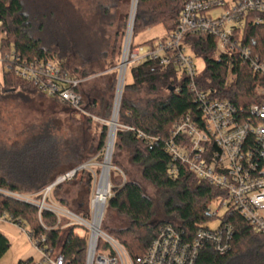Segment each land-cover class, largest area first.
Masks as SVG:
<instances>
[{"label": "built area", "instance_id": "built-area-1", "mask_svg": "<svg viewBox=\"0 0 264 264\" xmlns=\"http://www.w3.org/2000/svg\"><path fill=\"white\" fill-rule=\"evenodd\" d=\"M138 2L132 0L129 26L116 67L119 85L113 115L119 116L129 68H137L146 62L157 63L161 67L174 64L178 76L187 78L189 88L195 93L197 112L183 115L174 124L170 139L164 141L173 160L170 174L176 176L180 169H186L224 193L223 197L214 200L219 201L214 212L212 202L210 215L213 221L219 218L221 209L226 211L225 214L232 211L264 235V86L258 89L259 102L247 110L227 100L213 99L198 88V58L192 44L187 41V37L192 35L213 38L219 58L240 59L264 78V58L254 56L246 44L248 26L264 24V0H183L184 6L174 30L135 45ZM2 26L3 22H0V29ZM2 62L8 72L32 84L43 95L84 112L83 98L78 90L89 79L76 77L58 60L51 56L27 60L12 52L5 55ZM174 90L180 93V89ZM125 129L135 131L133 128ZM137 134L148 143L161 140V137H149L139 131ZM73 178V172L59 178L39 194V201L34 200L35 195L4 193L37 206L40 222L46 230L50 229L43 224L41 215L44 211L55 216V229L66 230L76 226L86 230V264H200L208 245L220 255H225L231 248L235 229L223 217L217 228L202 226L193 235L165 225L148 252L133 258L121 243L104 232L107 203L112 198L111 187L103 205L98 202V191L94 194L88 218H81L70 209L51 202L53 189ZM3 221L20 227L22 224L14 222L8 215H0V223ZM28 235L41 256L37 261L39 264H67L64 255L59 253L55 256L56 249L48 246L45 235L40 238H35L30 232Z\"/></svg>", "mask_w": 264, "mask_h": 264}, {"label": "trees", "instance_id": "trees-1", "mask_svg": "<svg viewBox=\"0 0 264 264\" xmlns=\"http://www.w3.org/2000/svg\"><path fill=\"white\" fill-rule=\"evenodd\" d=\"M183 6V0H139L134 30L142 32L163 27L170 32L177 27ZM0 22H3L0 29L2 55L16 52L27 60L51 56L41 47L42 41L30 36L32 24L21 0H0ZM247 35L246 44L254 56L264 58V24H250ZM187 41L192 44L197 58L205 63L204 71L197 77L200 91L210 94L213 99L230 101L245 110L259 102L258 89L264 86L262 75L254 73L249 65L240 59L223 57L217 59L216 42L213 38L192 35L187 37ZM119 54L121 57V51ZM114 56L115 58L111 57L112 64L117 67L120 57L116 60V54ZM64 66L70 72L68 64ZM72 73L78 78L89 79L87 75L76 74V71ZM131 73L133 83L127 85L125 81L118 123L135 131H125L122 128L118 130L114 149L127 145L134 150V162L140 165L143 179L154 185L162 194L167 214L166 219L157 222L154 220L155 204L137 181L126 178L123 186L115 188L114 196L108 202V209L126 216L129 225L122 229H110L108 234L121 243L133 258H136L148 252L151 243L165 225L173 226L190 235L195 234L202 226L208 228L213 221L210 215L212 202L223 197L224 193L199 180L186 169H180L176 176H172L169 172L173 160L165 148L164 141L170 139L174 124L183 115L197 112L195 93L189 88L188 79L178 76L174 64L161 67L157 63L146 62L137 68H132ZM117 77L116 71V80ZM3 83V88L0 85V95L5 90L13 92L17 88L38 91L32 84L10 72L4 73ZM81 88L78 92L82 95ZM175 88L180 89L179 94L175 92ZM143 89L157 95L160 91L166 90L167 96L150 101L149 108H140L124 97L128 90ZM82 105L84 107V98ZM138 131L149 137H161V140L148 143L138 136ZM108 134L109 126H102L99 154L104 153L106 149ZM34 148L36 149L31 151L28 160H25L27 162H23L25 166L28 165L27 170L22 171L20 167L21 170L14 180L0 174V215H8L17 223L20 221L21 227L28 225L29 232L35 238L45 235L50 248L60 247L59 253L64 255L67 264H86L87 237L78 233V227L74 226L66 230L55 229L57 223L55 216L44 211L41 218L45 227L50 229L46 230L40 222L37 206L19 201L4 193L35 195L34 200L39 201L41 199L39 194L56 182L59 176L57 172L59 161L54 159V151H51L47 142L36 143ZM114 167L117 165L115 164ZM81 173L82 171H78L71 181L77 180ZM67 182L70 181L64 184ZM92 184L93 176L90 175L89 189ZM61 185L53 189L55 195ZM58 202L67 206L64 200ZM83 215L85 218L90 216L89 207L87 213ZM224 220L230 222L235 229L231 248L225 255H220L208 245L200 264H264V235L242 216L232 211L225 214ZM10 248L9 239L0 232V259ZM18 264L39 263L34 259H28L21 260Z\"/></svg>", "mask_w": 264, "mask_h": 264}, {"label": "rangeland", "instance_id": "rangeland-1", "mask_svg": "<svg viewBox=\"0 0 264 264\" xmlns=\"http://www.w3.org/2000/svg\"><path fill=\"white\" fill-rule=\"evenodd\" d=\"M21 2L31 20L30 36L42 41L41 47L48 51L51 57L63 65L67 63L71 73L76 71V74L87 75L89 81L81 88L84 112L73 110L38 91L17 88L13 92L5 90L1 93L0 174L14 180L21 168L22 171L27 170L28 165L25 166L23 162L28 160L31 151L36 149L34 148L36 143L47 142L51 151H54V159L59 161L57 170L59 176L55 181L76 169L82 171L77 180L62 183L56 195L52 191L50 200L85 218L83 214L87 213L88 207L90 214L92 198L98 191L104 173L108 137L106 149L100 155V136L102 126L108 125L110 131L119 85L118 77L117 80L115 78L116 65L112 64L111 57L115 58L116 54L118 60L119 51L122 53L132 0H21ZM165 31L163 27L142 32L134 30L136 35L134 43L141 45L148 40L160 38L166 34ZM219 57L220 53L216 55L217 59ZM4 58L0 52L2 88L4 73L8 72L2 62ZM196 64L200 75L205 69V63L196 59ZM132 83L133 76L129 68L126 84ZM162 96H167L166 90L160 91L158 95L144 89L128 90L124 95L140 108H149L150 101ZM121 128L127 131L125 128L129 127L118 123L117 131ZM134 157V150L127 145L113 148L109 177L112 197L115 188L123 186L127 179L137 181L155 204L154 220L157 222L166 219L162 194L154 185L143 179L141 167L134 162ZM115 164L117 167H114ZM90 175L93 176V184L89 189ZM59 200H64L67 206L60 204ZM218 204V200L214 201L213 212L217 210ZM225 212L224 209L220 210L219 218L210 224L211 228L219 226ZM128 225L129 219L108 209L107 203L104 232L108 234L110 229H122ZM29 231L28 225L22 228L9 221L0 223V232L11 243V248L0 259V264H18L21 260L28 259L40 261V254L29 239ZM78 233L88 237L87 231L83 228L78 227ZM59 252L60 247L56 249L55 256Z\"/></svg>", "mask_w": 264, "mask_h": 264}, {"label": "bare ground", "instance_id": "bare-ground-1", "mask_svg": "<svg viewBox=\"0 0 264 264\" xmlns=\"http://www.w3.org/2000/svg\"><path fill=\"white\" fill-rule=\"evenodd\" d=\"M114 125H112V134L115 130V123H113ZM112 136V135H111ZM113 143H112V139L110 141V145H109V155L107 157V162L105 163V168H104V173L103 176L100 180V184L98 186V202L103 205L104 200L106 198V196L108 195L109 191H110V184H109V177H110V172H111V164H110V156L113 153Z\"/></svg>", "mask_w": 264, "mask_h": 264}, {"label": "water", "instance_id": "water-1", "mask_svg": "<svg viewBox=\"0 0 264 264\" xmlns=\"http://www.w3.org/2000/svg\"><path fill=\"white\" fill-rule=\"evenodd\" d=\"M172 90H173V89H172ZM113 123H115L116 127H115V130H114L113 134H112V125H113ZM117 125H118V116H117V115H113V118H112V120H111V122H110V131H109V136H108V147H107V151H106V158H105V162H104V164L107 162V157H108V155H109V145H110V141H111V139H112V143H113V147H114V144H115V137H116V132H117ZM111 135H112V136H111ZM112 155H113V153H112L111 156H110V161H111V157H112ZM110 164H111V162H110ZM110 167H112V165H111ZM78 171H80V169H76V170H74V171H73V176H75L76 173H77ZM102 173H103V172H102Z\"/></svg>", "mask_w": 264, "mask_h": 264}]
</instances>
